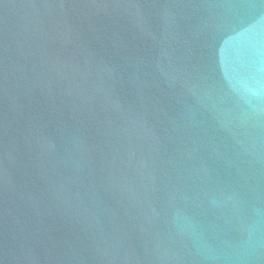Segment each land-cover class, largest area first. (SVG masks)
<instances>
[{
	"label": "water",
	"instance_id": "1",
	"mask_svg": "<svg viewBox=\"0 0 264 264\" xmlns=\"http://www.w3.org/2000/svg\"><path fill=\"white\" fill-rule=\"evenodd\" d=\"M0 264H264V0H0Z\"/></svg>",
	"mask_w": 264,
	"mask_h": 264
}]
</instances>
